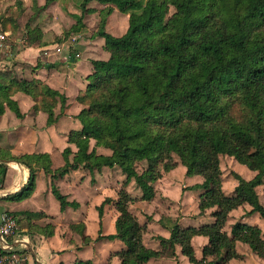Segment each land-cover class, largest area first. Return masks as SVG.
I'll return each instance as SVG.
<instances>
[{
  "label": "trees",
  "instance_id": "trees-1",
  "mask_svg": "<svg viewBox=\"0 0 264 264\" xmlns=\"http://www.w3.org/2000/svg\"><path fill=\"white\" fill-rule=\"evenodd\" d=\"M92 1L103 6L95 34L104 39L109 56L91 61L87 85L76 97L82 105L75 116L81 128L67 133L76 151L66 147L64 164L55 170L46 153L0 152V184L7 160L29 169L26 184L3 199L20 201L30 196L36 171L42 169L51 177V191L61 210L76 208L78 203L68 201L52 179L79 167L91 173L117 167L125 177L117 198H105L96 208L99 217L108 203L118 212L115 232L98 238L122 242L114 253L120 264H147L165 252L173 256L176 244L192 263L225 264L242 258L235 250L236 241L264 260V233L257 225L236 221L229 234L223 230L229 212L243 204L251 207L245 214L258 213L264 219V204L256 192L257 186L264 185V0H78L80 15H73L76 22L66 35L81 29L85 13L96 11L87 7ZM16 2L22 8L23 2ZM114 7L128 17L127 29L118 37L105 29ZM13 21V17L3 19V30ZM15 27L12 24L11 34L16 33ZM24 35L27 44L39 39L37 29L27 24ZM15 91L32 98L34 111L47 114V125L55 121L57 103L64 107V96L42 81L14 79L0 81V114L6 102L22 116L10 99ZM96 147L109 149L110 154H98ZM220 155L256 172L246 180L232 171L237 184L229 195L222 190ZM174 156L186 176H201L202 182L192 188L201 189L200 213L215 207L214 221L187 227L174 222L169 238L158 237L162 249L156 251L142 243L145 225L130 212L129 203L137 197L126 187L133 181L141 192L139 199L152 200L162 172L176 166ZM41 231L51 235L53 227L46 224ZM195 235L208 239L199 260L190 242ZM73 264L92 262L77 259Z\"/></svg>",
  "mask_w": 264,
  "mask_h": 264
},
{
  "label": "crops",
  "instance_id": "crops-1",
  "mask_svg": "<svg viewBox=\"0 0 264 264\" xmlns=\"http://www.w3.org/2000/svg\"><path fill=\"white\" fill-rule=\"evenodd\" d=\"M8 1L13 3L16 0H0L2 3ZM21 1L22 9L25 8L29 14L22 21L23 24L15 16L12 23L16 26L15 34H11L12 24L4 30L10 33V46L0 53V73L4 74L0 81L38 79L62 94L65 102L63 109L60 102L57 103L54 108L55 121L47 125V114L41 110L34 111V102L30 96L21 91L13 92L10 99L17 104L22 116L18 117L3 102V112L0 114V152L15 156L46 153L51 161V169L55 170L64 164L62 152L66 147L76 151L75 145L68 143L67 133L81 128L75 116L82 105L76 97L87 85V76L92 72L91 61L106 60L109 56L103 47L104 39L95 34L98 10L103 6L96 1L90 2L87 7L96 11L85 13L81 29L66 35L76 22L73 15H80L78 0ZM2 21L0 19V27ZM127 21V15L114 7L107 17L105 29L113 36H121L127 29ZM26 24L39 32V39L31 44H27L24 35ZM0 30H3V26ZM93 146L94 140L91 139L89 149ZM96 152L110 154V150L103 147H96ZM232 160L234 163V158ZM255 173L251 170L249 176L243 178L249 180ZM28 177L29 169L24 164L7 160L3 182L0 184V222L4 213L14 217L16 233L14 238L8 240L13 250L25 257L21 264H73L77 259H89L92 264H120L119 257L114 253L123 247L122 242L118 239L98 238L99 235L115 232L114 222L118 212L113 203H108L103 206L99 217L96 208L105 198H117V191L125 178L119 168L103 167L91 173L79 167L53 178L60 193L68 201L78 203L76 208L68 206L64 210H61L51 191L50 175L42 169L36 171L35 187L30 196L20 201L3 199L5 195L18 191L26 184ZM201 182V176H186L184 166L178 164L168 172H162L155 183V197L150 201L139 199L141 192L135 191L138 188L133 181L127 185V191L137 197L129 203L128 208L139 223L145 225L142 243L146 248L161 250L158 237L169 238L174 222L187 227L214 221L211 212L215 207L205 209L203 213L198 208L201 189L192 187ZM236 184L232 175L225 177L222 172V190L225 194H232ZM259 187L264 196V185L256 187L257 193ZM258 196L262 197L260 193ZM261 203L264 204L262 198ZM250 209L248 204L232 209L223 230L229 234L231 225L242 221L257 225L264 233V219H259L258 213L245 214ZM46 224L53 227L51 235L41 231ZM190 242L195 258L199 260L208 239L203 235H195ZM235 250L242 258H232L225 264H264V260L245 243L236 241ZM147 264L195 263L190 262L176 244L173 256L165 252L150 258Z\"/></svg>",
  "mask_w": 264,
  "mask_h": 264
},
{
  "label": "built area",
  "instance_id": "built-area-1",
  "mask_svg": "<svg viewBox=\"0 0 264 264\" xmlns=\"http://www.w3.org/2000/svg\"><path fill=\"white\" fill-rule=\"evenodd\" d=\"M10 33L0 30V53L10 46ZM74 39V38H73ZM16 223L14 217L6 213L2 214L0 222V264H21L25 257L14 251L9 244L10 238H14Z\"/></svg>",
  "mask_w": 264,
  "mask_h": 264
},
{
  "label": "rangeland",
  "instance_id": "rangeland-1",
  "mask_svg": "<svg viewBox=\"0 0 264 264\" xmlns=\"http://www.w3.org/2000/svg\"><path fill=\"white\" fill-rule=\"evenodd\" d=\"M16 1L13 2V3H11V1L3 2V3L0 2V17H2V19H4V18H8L9 19V17H13V19H15V16H17V18L18 17L20 18V24H23L22 21H24V19H26V17L29 14V12L26 11L25 8H24V10L22 8H20L17 5ZM8 26H9V24H7V27ZM1 27H2V23H1ZM229 157L230 156L222 155L221 156V160H220L222 172L225 174V177L231 176L230 172L233 171L232 169H234L235 171L240 173L242 177L247 178L249 176V172H251V170H249L246 166L238 163L235 159H234V163H233V160H232L233 158L231 157L232 158L231 159ZM173 159L176 162V166L178 164H180L179 160H178V158L176 156H174ZM232 164H233V168L231 169ZM140 169H141V165L138 166V170H140ZM135 191L140 192L139 189L135 190ZM258 193H260L262 195V197H259L260 202H261V198H262V200L264 202V196L262 194L263 192H262V188L261 187L258 188ZM172 204L173 203H171L170 205H172ZM259 219H262V218H259Z\"/></svg>",
  "mask_w": 264,
  "mask_h": 264
}]
</instances>
